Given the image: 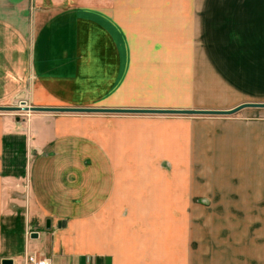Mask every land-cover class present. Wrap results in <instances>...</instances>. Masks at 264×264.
<instances>
[{
  "label": "crops",
  "instance_id": "obj_1",
  "mask_svg": "<svg viewBox=\"0 0 264 264\" xmlns=\"http://www.w3.org/2000/svg\"><path fill=\"white\" fill-rule=\"evenodd\" d=\"M206 8V0H0V105L23 92L25 104L35 107L222 109L223 103L204 99L205 86L189 84L190 73L206 66L205 53L182 51L176 57L174 49L176 27L197 24ZM242 110L247 113L228 119L42 110L18 117L0 111V264L4 258L17 264L11 249H4L2 232L14 227L25 208L33 207L37 225L48 218V205L69 204L68 214L78 216L72 204L79 203L90 211L86 248L76 236L73 251L70 242L60 241L61 233H52L44 248L30 237L42 230L25 229L24 259L34 254L53 264H101L91 252L97 250L96 216H110L104 226L115 228L107 236L117 244L121 220L140 218L127 230L129 251L139 241L132 236L143 219H176L177 205L182 228L176 229L177 241L169 230L176 225L163 230L165 252L188 251V244L206 247L204 239L189 242L190 232L197 236L202 227L199 222L190 229L187 220L194 216L191 204L216 203L230 207L223 211L226 220H246L247 264H264V107L237 112ZM78 151L91 158L87 166ZM172 151H182L178 160ZM195 151L200 152L191 155ZM159 155L171 162L163 164ZM208 156L217 162L208 165ZM197 216L206 220L205 212ZM238 231L216 229L215 239L224 236L230 243Z\"/></svg>",
  "mask_w": 264,
  "mask_h": 264
},
{
  "label": "rangeland",
  "instance_id": "obj_2",
  "mask_svg": "<svg viewBox=\"0 0 264 264\" xmlns=\"http://www.w3.org/2000/svg\"><path fill=\"white\" fill-rule=\"evenodd\" d=\"M247 1L206 0V17L200 16L197 24L190 25V27H176V40L174 42L176 57L177 53L180 55L182 51L185 55H189L191 50H199L205 53L201 54V56L205 55L203 60L206 61V66L190 73V76L193 75L194 80L192 78L189 84L205 86L206 89L202 91L207 96L204 99L223 103L224 107L222 109H229V107L232 108L243 102H264V0H251L249 7ZM181 84L182 76L176 75V85ZM7 105L23 106L18 100L12 101ZM3 112H10V114L18 115V117H22L26 113L23 109ZM243 113H247V111H236L235 114L231 113L227 115H200L211 119H228L240 116ZM78 152L80 163L82 162L83 166H87L91 162V158L88 160L86 155H83L86 151ZM197 152L200 151L191 152V155ZM205 152L213 153L214 151ZM159 153L163 154V151H159ZM172 153L176 155H174L175 159L178 160L179 157L177 156L182 151H172ZM195 156L198 157L197 154ZM195 156H193L194 159H196ZM28 158V160L32 159V155L28 156ZM158 159L163 164L171 162L167 160V157L164 158L162 155H159ZM206 161L208 165H214L217 162L214 156L209 157ZM163 166L165 167V165ZM24 167H26V160H24ZM193 174L198 175L199 173ZM30 178L33 183L34 178L32 173ZM69 190V188L66 189L68 192ZM69 207V204L48 205L46 215H48L47 219H50L52 226L50 227L49 225L47 228L46 221L44 222V220H39V224L33 225L35 224V221L33 222L35 211L29 205L27 209L23 210L26 214L23 212L20 218L15 219L14 227L10 230L5 228L4 233L2 232L5 237L4 249L8 250L6 253L8 254L11 249L16 263L22 264L25 246L28 247L25 244V237L29 238V234L27 236L26 231L37 228L42 231H40V235L35 237L36 239L34 240L38 241L44 248L50 244L52 233L56 235L61 233L60 241L66 240V242H70L73 251L78 250L76 245L73 244L74 242H72V238H76V236L82 238V243L79 246L86 248L88 212L90 211L87 209L86 203L72 204L74 213L78 212L79 215H69ZM229 210L230 207L226 204H191L190 211L194 216L191 221L187 220L189 228L198 227L199 222L202 228L201 230H196L198 232L197 236L190 232L189 242L192 238L196 240L204 239L203 244H206V247L198 245L191 247L188 244L186 247L184 246L188 251H176L175 249V251L165 252L164 245L169 246V244H164V242L168 241V238L163 230L168 228L169 223L176 225L174 230H171L173 226L169 230L174 235L173 239L177 241L178 231L176 229L180 226L182 228L183 218L180 205H177L175 208V213L178 215L176 219H165L163 215H161L162 220L143 219L141 221L143 224L142 229L138 232V235L134 234L132 236L134 237V241L136 240L135 237H139V241L134 243L130 247L132 249L129 251L125 250L126 245L124 244V241L131 237L127 233V230L130 229V226H134L137 220L140 222V218L136 219V221L124 219L121 220L120 224L117 221L112 222L114 225L119 224L118 227L120 228V235L118 236L122 239L117 244V240L107 236V234L115 231V228L112 226L109 228L110 223L104 226L105 222H109L110 216L104 221L99 219V216H96L99 214L97 211H100L98 209L95 212L96 217L94 222L95 225L98 224L99 228L96 230L95 239L93 240L94 249L97 250L91 252L94 254L96 260L101 259V264H247L245 246L246 220H226L223 211ZM204 212L206 213V220H199L197 214L199 215ZM155 213L156 211H153V216ZM149 216L151 215H147V217ZM62 220L66 221L64 228L59 227ZM25 229L26 231L24 232L23 230ZM216 229L222 231L239 230L237 236H230L233 240L238 241H232L230 244L224 236H216L215 239ZM141 231L142 236L139 235ZM10 238L12 240L14 238L15 240L13 246H10ZM212 241L216 242L213 243ZM141 242H147L148 245L144 246L143 249L142 246H139ZM160 244L162 246L158 249ZM210 244L213 245L211 246ZM173 246L175 248L178 245L175 243ZM160 249L164 250L160 251ZM85 251L87 250L82 249L80 252L86 253ZM182 252L186 260L183 259ZM199 253L205 257V260L200 261L198 259ZM224 257H228L229 260L227 261ZM231 257L234 260L233 263L230 261Z\"/></svg>",
  "mask_w": 264,
  "mask_h": 264
},
{
  "label": "water",
  "instance_id": "obj_3",
  "mask_svg": "<svg viewBox=\"0 0 264 264\" xmlns=\"http://www.w3.org/2000/svg\"><path fill=\"white\" fill-rule=\"evenodd\" d=\"M24 93L21 92L16 99L20 101L23 106H8L0 105V111L21 110L24 111H78V112H127V113H175V114H213V115H227L238 111L244 107H264V102H243L229 109H150V108H95V107H35L25 105L23 99ZM61 221L60 224H64ZM47 228L50 225V220H46ZM38 233L33 231L30 237H37ZM1 264H13L11 258H4Z\"/></svg>",
  "mask_w": 264,
  "mask_h": 264
},
{
  "label": "built area",
  "instance_id": "obj_4",
  "mask_svg": "<svg viewBox=\"0 0 264 264\" xmlns=\"http://www.w3.org/2000/svg\"><path fill=\"white\" fill-rule=\"evenodd\" d=\"M23 264H53L49 257H36L34 254L25 255Z\"/></svg>",
  "mask_w": 264,
  "mask_h": 264
}]
</instances>
